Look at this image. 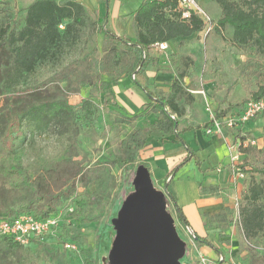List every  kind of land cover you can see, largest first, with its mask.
<instances>
[{
  "label": "trees",
  "instance_id": "obj_1",
  "mask_svg": "<svg viewBox=\"0 0 264 264\" xmlns=\"http://www.w3.org/2000/svg\"><path fill=\"white\" fill-rule=\"evenodd\" d=\"M220 10L213 23L212 32L223 36V30L231 28L229 42L248 53L264 57V0H212ZM176 0H143L133 12L136 36L116 35L108 26V11L105 5L103 17H91L78 0H33L26 7L15 10L12 18L0 21V220L19 214H33L44 219L54 215L74 194L77 187H92L91 197L100 203L106 193L115 187L112 167L133 163L140 151L148 145L151 132L175 133L179 118L185 114V105L193 101L181 79L190 75L193 64L189 57L182 58V68L177 71L166 93L144 89L149 101L142 104L144 112H157L158 119L147 128L132 129L120 140L118 152L106 161L84 164L77 148V123L75 107L68 96L80 92L82 85H95L106 90L104 103L110 107L114 98L112 85L125 75H139L150 62H154V49L159 43L198 35L203 23L195 14L182 19L174 11ZM20 20L19 25L16 21ZM60 26H63L61 29ZM93 26L107 40L103 63L109 64L103 81L93 70L92 54L95 48L60 66L58 70L40 82L21 87L23 80L33 73L38 63L55 61L65 50L77 45L86 27ZM264 97V84L251 93V98ZM85 117L93 116L95 102L86 98L81 102ZM142 113V112H141ZM139 113L130 116L116 113L113 121L130 125ZM51 124L60 127V142L65 158L60 160L39 159L27 167L23 164L22 148L16 140L22 128L38 132ZM20 133V134H19ZM245 137H241L244 140ZM242 166L249 174L246 189L238 199V224L244 239H264V145L263 149L248 145L241 149ZM258 157L250 162V155ZM203 190V189H202ZM206 190V189H204ZM165 202L171 207L177 221L184 227L188 224L170 193L164 189ZM224 209L213 216H205L204 225L218 220L227 223ZM194 242L211 245L210 242L190 232ZM24 246L9 238H0V264H25L20 250ZM219 253L216 264H223ZM19 251V252H18ZM83 250L82 264H94ZM57 264H66L63 254L56 253ZM238 264H264V253L250 249L239 256Z\"/></svg>",
  "mask_w": 264,
  "mask_h": 264
},
{
  "label": "rangeland",
  "instance_id": "obj_2",
  "mask_svg": "<svg viewBox=\"0 0 264 264\" xmlns=\"http://www.w3.org/2000/svg\"><path fill=\"white\" fill-rule=\"evenodd\" d=\"M31 1L0 0V21L10 20L15 10L22 9V6L28 5ZM202 5L215 23L220 15L217 5H214L215 7ZM19 23L20 20H17L16 24L19 25ZM60 28L62 29L63 26ZM230 30L229 27L223 30V36L228 40H224L212 31L204 38L203 46L206 48L207 55L206 60L203 58L199 67L197 66L200 76H197L196 85L199 88L205 87L206 98L202 96V105L204 107L207 100L215 117L220 120L222 131L253 140L256 143L255 146L262 150L264 113L257 114L247 122V125L236 123L230 127L226 121H223L224 117L237 118L243 104L251 98V93L260 84H264V57L252 55L245 49L231 44ZM194 39L197 41L199 37ZM108 47L107 40L97 31V28L88 26L84 29L77 45L65 48L55 61L47 60L38 63L33 73L23 80L21 87L40 82L58 70L61 65L84 55L92 48H95L92 54L93 70L102 79L109 65L103 63V56ZM105 92L106 90L100 88L98 83L92 86L84 84L79 93L68 96L69 103L75 107L76 111L78 127L76 139L79 151L77 158L85 155L84 164L110 160L118 152L119 140L134 126L114 123L116 110L104 103ZM116 97L118 101H124L118 94ZM86 98L95 102L93 116L85 117L81 110V102ZM2 101L3 97L0 96V105ZM203 107L197 106L200 109V115L205 114L206 110L204 111ZM126 109L133 111L134 108L126 107ZM207 122H209L208 119ZM136 123L138 126L143 125L144 120L139 119ZM59 130L60 127L56 124H51L43 132L24 126L16 140V147L23 150V164L29 167L41 158L49 160L65 158ZM249 159L251 163L258 162V157L255 155L251 154ZM136 161L120 168H111L116 181L115 187L104 195L100 203H95L91 197L92 187H77L67 202L54 213L58 221L53 232L43 241L34 240L20 250L21 259L25 261V264H57L58 261L54 258L56 253L63 254L66 264H82L85 257L83 250L89 251L88 256L94 264H108L106 257L115 234L111 219L116 216L123 199L132 191V179L137 165L141 164ZM247 177L249 179V174ZM168 210L175 218L172 208L168 207ZM230 222L237 229V239L229 246L226 254H223L227 264H238L240 254L242 252L245 254L250 249L259 254L264 253L263 238L247 241L240 233L238 220L231 216ZM175 226L179 236L186 243L185 253L181 259L184 264L216 263L218 257L210 259L202 254L193 239L181 231L177 219H175ZM67 241L73 242L77 250L65 251L63 244Z\"/></svg>",
  "mask_w": 264,
  "mask_h": 264
},
{
  "label": "crops",
  "instance_id": "obj_3",
  "mask_svg": "<svg viewBox=\"0 0 264 264\" xmlns=\"http://www.w3.org/2000/svg\"><path fill=\"white\" fill-rule=\"evenodd\" d=\"M78 1L84 5L89 15L95 18L103 17L106 5L107 26L116 35L136 36L133 12L143 0ZM197 1L201 6L216 5L212 0ZM197 37L199 39L195 41L194 38ZM203 40L204 38L198 33L164 42L165 49L156 47L154 49L156 60L150 62L142 74L122 76L112 85L114 98L109 99V104L116 113L127 116L136 112L140 114L130 124L134 126L129 131L149 127L158 119V113L143 111L142 104L149 101L143 88L151 92L166 93L169 85L176 78L177 71L183 66L182 58L189 56L193 60V64L188 68L190 75L181 79L182 85L192 95L193 101L185 105V114L179 118L177 134L151 132L149 143L140 151L136 162L148 168L156 188L163 191L166 188L173 197L188 224L186 228L177 221L181 231L190 238V232H193L210 242L211 245L195 243L202 254L210 259H216L219 253L214 248L218 249L223 257L229 246L237 239V229L230 219L231 216L234 217V203L246 189L248 177L234 178L229 163L228 144L241 137L236 134H226L224 131L209 134L205 131L209 123L208 115L205 106L202 105L203 95L199 91L206 94V90L204 86L199 88L196 85L197 76H200L197 66L199 67L201 60L207 55ZM102 80L109 81L108 75L104 73ZM117 94L124 101H118ZM197 106L203 107L204 115H200ZM126 107L134 109L130 111ZM139 119L144 120L143 125L138 126L136 122ZM247 124L246 122L245 125ZM224 209L230 211L226 216L228 222L215 220L210 223L209 228H206L205 216H213ZM240 233L242 235L241 229ZM242 255L244 252L240 254ZM223 264L227 262L224 261Z\"/></svg>",
  "mask_w": 264,
  "mask_h": 264
},
{
  "label": "water",
  "instance_id": "obj_4",
  "mask_svg": "<svg viewBox=\"0 0 264 264\" xmlns=\"http://www.w3.org/2000/svg\"><path fill=\"white\" fill-rule=\"evenodd\" d=\"M111 224L115 234L108 264H184L186 243L176 230L165 192L155 187L144 164L137 165L132 191Z\"/></svg>",
  "mask_w": 264,
  "mask_h": 264
},
{
  "label": "built area",
  "instance_id": "obj_5",
  "mask_svg": "<svg viewBox=\"0 0 264 264\" xmlns=\"http://www.w3.org/2000/svg\"><path fill=\"white\" fill-rule=\"evenodd\" d=\"M174 11L179 13L180 18L187 19L193 13L199 17L203 23L202 30L199 32L201 38H205L212 30L213 21L210 15L204 10L197 0H176ZM62 27V26H60ZM160 49H165L164 42L159 43ZM204 97L205 94L199 91ZM206 98V97H205ZM205 110L207 111L209 125L206 126V133L218 132L221 133L220 120L215 117L212 108L206 100ZM264 113V97L250 98L241 108L237 118H223L227 125L232 127L238 124H245L257 114ZM248 145H256L253 140H235L228 144L229 163L234 178H246V166H242L241 149ZM234 218H238V200L234 203ZM58 218L55 215L44 219L36 218L33 214L22 213L10 219L0 220V238H9L16 244L27 246L34 240L43 241L48 235L53 232L57 225ZM65 251H76V245L67 241L63 244ZM216 264V263H215Z\"/></svg>",
  "mask_w": 264,
  "mask_h": 264
}]
</instances>
